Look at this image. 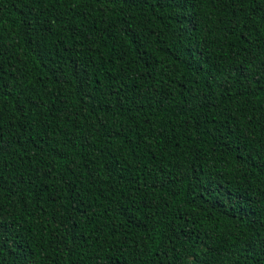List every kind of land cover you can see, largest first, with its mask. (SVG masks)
Segmentation results:
<instances>
[{"label": "trees", "instance_id": "obj_1", "mask_svg": "<svg viewBox=\"0 0 264 264\" xmlns=\"http://www.w3.org/2000/svg\"><path fill=\"white\" fill-rule=\"evenodd\" d=\"M0 264H264V0H0Z\"/></svg>", "mask_w": 264, "mask_h": 264}]
</instances>
